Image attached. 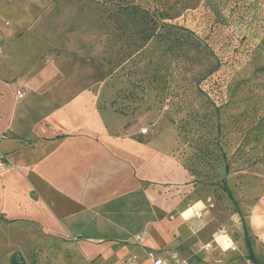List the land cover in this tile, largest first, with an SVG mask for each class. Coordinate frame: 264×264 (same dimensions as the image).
<instances>
[{"label": "rangeland", "instance_id": "rangeland-1", "mask_svg": "<svg viewBox=\"0 0 264 264\" xmlns=\"http://www.w3.org/2000/svg\"><path fill=\"white\" fill-rule=\"evenodd\" d=\"M5 52L14 77L55 72L54 88L108 108L118 135L154 149L162 172L146 164L139 182L157 204L132 211L126 238L152 221V235L174 239L160 250L166 264H252L246 234L264 263V0H0ZM118 211L108 220L128 219L126 204ZM74 244L0 220V264L15 251L26 264H99Z\"/></svg>", "mask_w": 264, "mask_h": 264}, {"label": "crops", "instance_id": "crops-1", "mask_svg": "<svg viewBox=\"0 0 264 264\" xmlns=\"http://www.w3.org/2000/svg\"><path fill=\"white\" fill-rule=\"evenodd\" d=\"M10 67L5 52L0 55V154L6 163L0 171V220L40 227L51 245L75 243L86 256L99 253V264H151L148 251L163 257L160 250L174 239L159 228L152 235V221H143L139 240L124 236L133 210L141 207L144 217L146 206L157 204L139 182L146 164L153 165L150 174L156 168L162 172L154 149L118 135L120 123H113L117 118L108 108L83 105L81 96L71 99L54 88L55 72L17 78ZM20 89L24 95L18 97ZM131 193L137 198L133 204ZM124 204L130 217L108 220ZM175 222L170 227L176 229Z\"/></svg>", "mask_w": 264, "mask_h": 264}, {"label": "trees", "instance_id": "trees-1", "mask_svg": "<svg viewBox=\"0 0 264 264\" xmlns=\"http://www.w3.org/2000/svg\"><path fill=\"white\" fill-rule=\"evenodd\" d=\"M136 10H137V8L135 6L130 7V12L131 13H136ZM155 32H156V25L154 23L145 24L144 30H143V36H142L143 43L149 41L150 39H152V37L155 35ZM207 94L210 95V93L208 91H207ZM213 101H214L215 104L218 105L217 100L213 99ZM220 102H221V100H220ZM223 189L227 193L229 199L236 205V201L232 197V195L230 193V190H229V188L227 187V185L225 183H223ZM236 211L238 213H240L238 209H236ZM244 239H245V245H246V249H247L246 258L252 264H264L262 261H260L259 259H257L256 256L254 255V253H253V251L251 249V245H250L249 239H248V237H247L246 234L244 235Z\"/></svg>", "mask_w": 264, "mask_h": 264}, {"label": "built area", "instance_id": "built-area-1", "mask_svg": "<svg viewBox=\"0 0 264 264\" xmlns=\"http://www.w3.org/2000/svg\"><path fill=\"white\" fill-rule=\"evenodd\" d=\"M141 133L144 134L147 132V128H142ZM6 166L5 161L3 160V156L0 154V171H2V169H4ZM193 216L195 217H200L201 216V212L200 210H195L193 212ZM136 239L139 240L140 239V235H136ZM231 248H234V246L230 245ZM210 248V243H204L199 245V249L201 250H209ZM147 259L150 261L151 264H165V260L163 259V257H160L158 255H156V253L154 251H148L147 252ZM136 257L133 256L131 259H135Z\"/></svg>", "mask_w": 264, "mask_h": 264}, {"label": "water", "instance_id": "water-1", "mask_svg": "<svg viewBox=\"0 0 264 264\" xmlns=\"http://www.w3.org/2000/svg\"><path fill=\"white\" fill-rule=\"evenodd\" d=\"M11 261L13 264H26L23 256L19 251H15L11 256Z\"/></svg>", "mask_w": 264, "mask_h": 264}]
</instances>
